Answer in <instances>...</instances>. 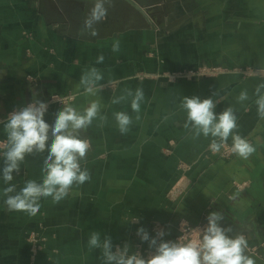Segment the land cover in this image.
<instances>
[{
    "label": "crops",
    "instance_id": "crops-1",
    "mask_svg": "<svg viewBox=\"0 0 264 264\" xmlns=\"http://www.w3.org/2000/svg\"><path fill=\"white\" fill-rule=\"evenodd\" d=\"M92 6L93 0H0V119L51 95L74 96L70 105L79 112L99 104L81 132L90 143L80 162L89 181L74 183L59 203L41 198L39 212L29 215L7 210L8 185L0 178V264H103L101 251L87 244L93 231L148 256L154 249L141 243L137 228L154 235L152 226L160 225L164 239L175 241L179 222L204 225L213 211L223 213L230 235L245 236L255 264H264V119L255 104L264 83V0H112L106 18L81 35ZM93 67L103 78L81 83ZM137 88L144 94L138 113L131 107ZM245 90L249 98L238 102ZM192 96L211 98L217 114L232 107L235 132L255 151L247 159L211 152L213 138L195 137L187 122L182 101ZM61 108L51 107L46 122ZM117 112L132 120L126 134ZM225 145L232 146L231 136ZM46 156H26L11 181L17 191L27 180L42 181ZM34 234L43 241L32 256Z\"/></svg>",
    "mask_w": 264,
    "mask_h": 264
},
{
    "label": "clouds",
    "instance_id": "clouds-1",
    "mask_svg": "<svg viewBox=\"0 0 264 264\" xmlns=\"http://www.w3.org/2000/svg\"><path fill=\"white\" fill-rule=\"evenodd\" d=\"M112 0H93L90 14L81 29H91L94 22L104 20ZM92 36L98 33L93 30ZM114 53L120 51V41L114 40L112 49ZM104 56L97 57V63H102ZM103 77L96 68L81 77V83L87 84L101 80ZM264 83L255 89L257 99V115L264 119V94H260ZM91 93V87L86 88ZM128 95H132L131 91ZM248 92L241 91L237 97L238 102L247 100ZM144 99L143 90L137 88L131 107L135 112L140 111V101ZM113 103H119V99ZM182 107L187 113V122L191 123L195 137L203 135L213 139L209 150L218 153L225 146L229 137H232L231 151L243 159H247L255 148L239 134L237 129V116L232 107L223 112H215L216 104L211 98L201 100L197 96L184 97ZM48 104L34 99L26 106H21L10 112L6 119L0 121L6 134V141L0 148V178L7 187L3 188L4 204L9 212L21 211L35 215L40 210L41 198L51 197L53 203H59L75 183L82 185L91 179L89 171L81 168V160L86 158L90 143L82 138V130H87L99 112V104L93 102L83 112H79L70 104H65L55 113L52 124L45 120ZM138 118V117H137ZM115 120L121 134L129 131L131 118L124 112L115 113ZM185 124V127L188 126ZM216 138H219V142ZM50 141V143H49ZM42 166V181L27 180L24 186L17 191L12 184L14 174H19L21 164L26 156L34 153H44ZM207 224L198 228V237L182 240H165L167 232L163 228L149 231L141 226L137 228L136 235L141 243H147L149 249L154 251L144 256L139 251L131 252L130 245L114 244L111 236L101 240V233L93 231L87 241L90 250L99 249L103 264H255V261L246 254L247 240L244 235H230L231 226L224 227L222 212L213 211L206 217ZM138 223V221H137Z\"/></svg>",
    "mask_w": 264,
    "mask_h": 264
},
{
    "label": "rangeland",
    "instance_id": "rangeland-1",
    "mask_svg": "<svg viewBox=\"0 0 264 264\" xmlns=\"http://www.w3.org/2000/svg\"><path fill=\"white\" fill-rule=\"evenodd\" d=\"M53 96H55L54 98H58V99L59 98H62V97H64V98L67 97V96H58V95H51V96H49L46 100H44V102H46L48 104V110L51 107L61 108L65 104H70V103H72L75 100V97L73 96V100L70 101V102H66V103L65 102L59 103V102H57L58 99H55V100L50 101L51 100L50 98L53 97ZM31 102L32 101H30L28 103H31ZM28 103H25L22 106H26ZM19 107H21V106H19ZM16 108H18V107H15L12 110H10L7 113V115L10 112H12L13 110H15ZM7 115H6V117H7ZM6 117L3 118V119H0V121L5 120ZM3 144H4V142H0V147H3ZM219 153H220L219 156L222 159H229L232 156V154H233V152L231 151V147L230 146H227V145H225L224 147H222L221 150L219 151ZM206 224H207V222H206ZM206 224H204V225H198V226H190L189 224H187L185 222H179L177 224V237L175 238V241L182 240V241H185L186 242L189 239H195V238H197L198 237V234H199L198 233V228H202V227L206 226ZM157 228H163V227L160 226V225L154 224L152 226V229H151L154 234H155L154 230L157 229ZM42 241L43 240L40 239L38 237V235H36V234L29 236L28 242L30 244V250H31L32 256H34L36 254V252L39 251V249L41 248L40 243ZM248 251L251 254L257 255V252H256L255 249H251V250H248ZM263 261H264V258H263Z\"/></svg>",
    "mask_w": 264,
    "mask_h": 264
},
{
    "label": "built area",
    "instance_id": "built-area-1",
    "mask_svg": "<svg viewBox=\"0 0 264 264\" xmlns=\"http://www.w3.org/2000/svg\"><path fill=\"white\" fill-rule=\"evenodd\" d=\"M189 74H191V73H189ZM185 75H188V73L187 74H185ZM55 96H53V97H51L50 99V101H52V100H55V99H58V98H54ZM57 97V96H56ZM73 100V96H67V97H62V98H59L58 100H57V102H59V103H62V102H70V101H72Z\"/></svg>",
    "mask_w": 264,
    "mask_h": 264
}]
</instances>
